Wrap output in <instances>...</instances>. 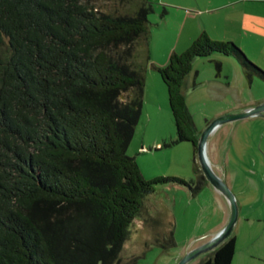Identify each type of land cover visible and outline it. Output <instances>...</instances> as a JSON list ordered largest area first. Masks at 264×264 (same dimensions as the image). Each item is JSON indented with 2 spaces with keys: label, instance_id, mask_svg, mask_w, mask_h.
Instances as JSON below:
<instances>
[{
  "label": "trees",
  "instance_id": "16d2710c",
  "mask_svg": "<svg viewBox=\"0 0 264 264\" xmlns=\"http://www.w3.org/2000/svg\"><path fill=\"white\" fill-rule=\"evenodd\" d=\"M148 0H0V264H117L154 187L198 194L207 181L145 180L127 145L145 76L165 86L176 142L199 134L184 86L193 62L230 57L248 82L264 72L232 42L201 32L163 67L150 63ZM166 13V10H163ZM175 248L173 231L156 240ZM229 236L198 264H231Z\"/></svg>",
  "mask_w": 264,
  "mask_h": 264
},
{
  "label": "rangeland",
  "instance_id": "374dc122",
  "mask_svg": "<svg viewBox=\"0 0 264 264\" xmlns=\"http://www.w3.org/2000/svg\"><path fill=\"white\" fill-rule=\"evenodd\" d=\"M148 1L152 3L154 10L147 17L150 32L149 58L150 63H152L158 58V53H163V49L173 43L177 34H175L177 26L181 20L179 13L187 11L193 15L197 9L206 10L213 5L232 0ZM260 1L264 2V0ZM261 5L264 7V3ZM177 8L181 9L182 12H178ZM163 10L169 14L166 15ZM235 46L237 45L235 44ZM247 59L249 60L248 57ZM250 62L264 72L263 68L252 61ZM235 63L237 64L236 61ZM212 65L213 68L210 69L201 68L198 79L213 78L216 68L214 64ZM149 69L147 71H150ZM151 75L153 76L151 77ZM245 81L246 86L243 87L244 89H240V92L244 90L241 101L250 102L253 100L257 101L258 105L264 103V83L258 79L252 84H249L246 78ZM156 83H158V87ZM146 84H148L147 87H150V91L156 92V94L161 91L164 93L161 97L154 96L146 102L143 100L139 120L127 145L126 155L134 158L145 180H152L157 177L180 178L187 182L194 180L195 164L200 170L198 158L190 143L176 142L175 127L167 102L165 86L155 71H151L147 75ZM159 85L161 90H159ZM187 98V109L198 129H204L206 122L218 118L216 114L219 110L237 105L234 91L228 92L223 99L214 101L210 98L206 86L203 85L197 90L190 91ZM262 116L264 113L259 117ZM234 125L236 128H232ZM231 132H243L241 138L245 139L248 146L252 147V151H254L256 138L264 135V119L249 117L221 125L217 134L221 146H223L222 143L225 144L230 139L228 134ZM141 147L144 151H141ZM254 159L248 158L246 161L251 163ZM209 187L210 190L206 188L194 195L189 189L171 183L155 186L154 192L144 198L139 216L127 228L129 235L123 243L117 264H173V259L188 248L190 242L187 241L188 238L193 241V239L205 236L218 220V201L213 197L212 186ZM171 230L176 247L168 252H163L161 247L156 244V240L166 237ZM201 257H206V254L191 260L187 264H198Z\"/></svg>",
  "mask_w": 264,
  "mask_h": 264
},
{
  "label": "crops",
  "instance_id": "0c3cea01",
  "mask_svg": "<svg viewBox=\"0 0 264 264\" xmlns=\"http://www.w3.org/2000/svg\"><path fill=\"white\" fill-rule=\"evenodd\" d=\"M262 3L264 2L260 0L225 1L206 10L197 9L193 15L187 11L183 13L181 9L177 8L178 12H182L184 15L179 13L181 20L177 26L175 32L177 34L173 43L164 48L162 54L158 53V58L153 60L152 64L158 67L165 66L171 53L184 51L201 32H205L212 39L235 43L250 61L264 69V7H262ZM159 54L161 55L159 56ZM230 60L233 59L222 55H212L209 58L195 60L183 89L185 102L187 103V95L190 91L197 90L203 85L206 86L210 98L214 101L223 99L228 92L234 91L237 105L219 110L216 114L217 117L241 113L258 105V102L253 100L250 102L241 101L244 90L240 92V89H244L246 81L240 67L234 60ZM212 64L216 68L215 76L205 80L198 79L201 68H213ZM149 70L145 78L143 95L145 102L154 96L161 97L164 93L161 91L156 94V92L150 91V87H147V75L151 71L154 72L153 69ZM255 80L253 78L249 84L254 83ZM156 85L158 87V83ZM159 90H161L160 85ZM256 117L264 119V116L250 118ZM208 123L204 124V128ZM220 128L221 126L217 127L209 135L206 143V155L212 171L226 183L230 190L234 189L231 192L238 205V219L231 233V236L235 238V252L231 264H264V135L256 138L255 150L252 151V147L248 146L247 141L241 138L244 131L229 133L228 138L230 139L225 144L222 143L223 146H221L217 136ZM232 128H236V126L234 125ZM196 130L198 133L203 131L197 127ZM140 149L144 151L142 147ZM248 158L255 159L250 163L246 161ZM209 186V184L205 185L201 191L210 188ZM213 190L215 189L213 188ZM213 190V197L218 201L219 217L217 222L205 236L193 239V241L188 238L187 241H190L188 248L173 259V264H176L185 253L210 240L226 225L230 217L229 204L225 198L223 199L221 193ZM204 258L201 257L200 261Z\"/></svg>",
  "mask_w": 264,
  "mask_h": 264
},
{
  "label": "water",
  "instance_id": "95a60500",
  "mask_svg": "<svg viewBox=\"0 0 264 264\" xmlns=\"http://www.w3.org/2000/svg\"><path fill=\"white\" fill-rule=\"evenodd\" d=\"M264 113V103L257 105L247 111L223 115L215 120L209 122L203 131L199 134L197 146H196V155L198 158L200 171L207 183L212 186L215 190L221 193L224 198L227 200L230 207V217L226 225L216 233L210 240L203 243L202 245L192 249L186 253L176 264H187L191 260L206 254L216 247H218L224 240H226L232 233L235 223L238 219V205L235 199L234 194L225 184V182L218 177L211 169L207 155H206V143L209 135L219 126L233 122L236 120L246 119L249 117L260 116Z\"/></svg>",
  "mask_w": 264,
  "mask_h": 264
}]
</instances>
